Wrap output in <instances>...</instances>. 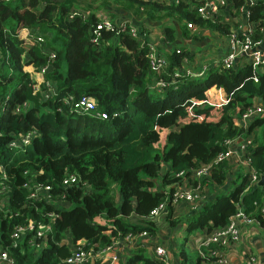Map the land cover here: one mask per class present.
Masks as SVG:
<instances>
[{"label":"trees","instance_id":"16d2710c","mask_svg":"<svg viewBox=\"0 0 264 264\" xmlns=\"http://www.w3.org/2000/svg\"><path fill=\"white\" fill-rule=\"evenodd\" d=\"M96 1L0 0V199L7 197L6 208L0 207V249H7L16 264H69L64 259L74 253L73 245L77 247L79 240L85 241L84 249L97 253L131 231L159 235L157 220L150 213L166 198L167 223L177 224L170 198L181 179L177 173L214 160L228 148L227 140L249 134L250 127L241 124L238 116L256 99L264 100V65L249 63L213 66L205 77L185 78L178 87L160 91L153 86L157 76H167L181 62V53L174 49L181 46L191 58L183 40L178 42L180 32L184 38H199L189 21L227 35L233 28L230 21L202 17L192 0H122V9H134L137 18L169 20L164 34L176 45L171 53L165 50L170 63L157 73L150 66L142 35L105 29L98 43L93 40L92 30L99 22L94 10L104 8L117 15L110 8L111 0H101L103 6ZM231 1L247 7V0ZM85 9L92 12L86 17L75 14ZM247 9L250 20L260 21L254 31L260 39L263 0ZM48 82L57 92L46 97ZM211 85L223 87L228 101L217 118L209 119L215 107L203 100L209 98L206 89ZM83 95L92 96L108 117L74 112L73 104ZM31 129L36 133L26 150L12 142ZM257 140L248 150L250 164L261 175L264 142ZM240 166L230 191L207 197L194 208L186 221L190 234L227 224L238 207L264 225L259 210L264 184H251L246 166ZM233 169L229 158L223 159L200 181L209 191L211 185H223ZM71 173L77 180L66 184ZM47 185V192L40 190ZM36 187L40 192L34 198ZM31 222L51 226L46 239H39L42 246L29 242L33 232L19 242L13 236L18 227ZM194 251L191 255L185 247L180 249L181 264L212 260L195 246ZM94 255L86 264H106L102 255ZM115 264L167 262L140 246Z\"/></svg>","mask_w":264,"mask_h":264},{"label":"built area","instance_id":"2783aa9c","mask_svg":"<svg viewBox=\"0 0 264 264\" xmlns=\"http://www.w3.org/2000/svg\"><path fill=\"white\" fill-rule=\"evenodd\" d=\"M179 1V0H176ZM192 6L196 7L197 11L202 15L204 18L212 17L215 18L219 16V14L225 9L226 12L232 16L231 20L233 22L241 20L242 15L244 14L247 19L250 20V11L247 7H237L231 0H192ZM203 1V3L197 2ZM251 3L254 4L258 0H250ZM250 3V4H251ZM264 3V0H263ZM249 5V4H248ZM96 15L99 17V22L97 23L96 27L92 30L93 34L96 37L93 38L94 41L97 43L100 41L102 36V31L105 29H121L128 31L133 36L142 35L145 38L143 44H147L148 52L147 56L149 58L150 66L153 70L157 73H161L164 69L169 65L170 60L166 55L165 49H162L159 44L155 43L153 38L151 37V29L145 28L142 29L136 22V24L131 23L130 19L127 17H115L111 15L107 10L104 8H100L94 10ZM92 12L91 9L85 10H76V13H81L85 17L88 16ZM74 14V15H75ZM264 20V19H263ZM252 21V20H251ZM260 21H253L250 26H248L245 30L240 31L238 28L234 27L231 30V33L228 34L230 38V45L229 50L225 53L222 59L217 62L216 64H212L209 67L204 65L201 69H198L199 66H194L191 64V58L183 54L182 47H177L176 50L178 53H181V62L179 64L174 65L172 71H168L167 76H157L154 87L158 90H163L166 87H178L180 82L189 77H203L206 75L208 70L211 66L218 67H233L238 64H254L259 68L264 65V49L261 48L260 44L262 43L261 39H256L254 37V31L257 29V25ZM189 28L192 30V33H199L201 32L202 28L198 24L193 21L188 22ZM238 27V26H237ZM261 27L260 29H263ZM168 47V44H166ZM46 67H43L45 70ZM167 71V70H165ZM217 86V85H214ZM219 87V86H217ZM222 90H225L223 87H219ZM56 88L53 86L51 82L47 83V89L45 92V96L48 97L56 93ZM70 100V98H69ZM72 100V99H71ZM73 101V100H72ZM195 103H200L201 101L197 100V98H193ZM205 101L206 105H213L210 102V98ZM228 101V98L225 102ZM224 102V103H225ZM223 103V104H224ZM222 104V105H223ZM222 105H219L220 108ZM215 108L212 110L214 111L217 109L216 105H213ZM73 111L78 114H91L97 117L106 118L108 117L107 111H101L98 109V104L96 100L89 95H83L80 99L73 104ZM210 115L207 117L212 119ZM259 117H264V100L256 99L252 105L247 107L239 116V121L244 126H247L254 120ZM33 130V132H32ZM36 133L34 129H31L25 133H21L18 137L13 139V143H18L20 146L26 145L29 143L32 136ZM253 142V138L250 136L247 137H239L227 140L228 148L221 152L214 160L208 162H202L192 170L186 172H179L177 176L181 177L175 185L174 189L170 195V199L172 203L177 204L181 200H186L194 203H198L201 200H204L208 197L209 192L207 191V185H205L202 180L203 178L207 177L211 173V169L213 168L214 164L223 160L228 159L232 155L237 154L239 152L247 151V154H239L238 162L245 165L247 168V172L249 171L250 183H257L258 180L261 178L256 171V169L250 164L251 163V156L249 155L248 146ZM240 143V150L237 149V145ZM239 151L235 153L236 151ZM77 180L75 174L71 173L68 177L64 180L66 184H71ZM197 180L196 184L195 181ZM249 188V187H247ZM40 190L47 192L49 190V186H40ZM38 187H36L35 191L31 194L34 198L38 197L40 192ZM42 193V192H41ZM1 200V199H0ZM262 203L260 206V211L264 213V195L261 199ZM258 203V202H256ZM168 206V198L162 201L158 206L153 208L150 213V218L155 219L156 217L160 216L164 212H166V208ZM1 207V206H0ZM52 217L54 216V212L51 213ZM255 224V225H254ZM259 225L264 230V225L261 224L260 220L255 217L253 213H247L243 207H238L237 211L231 215L230 221L220 227H216L211 230H205L203 233H198L193 236L194 243H192L197 251H199L203 257H206L207 260L212 258V260H208V264H229L228 259V252L230 249L233 248L234 245H237L243 237V234L248 232L253 226ZM51 226L39 224L38 226L31 222L27 226L18 227L13 236L17 238L18 242L21 238H24L29 233H32V236L29 238V242L32 245L42 246L41 242L39 241L40 238L46 239L47 230ZM148 236V237H147ZM144 237H147L146 239ZM152 235L146 231H138V232H129L125 235H122L121 240H117L112 244H109L103 247L100 251L95 253L93 250H86L84 249V240H79L76 242V245H73V254L67 256L64 260L65 262L72 264H86L89 257H93L96 255H102V259L106 264H115L117 260H121L118 251V245L121 241H126L128 246H135L136 247H147L150 254L154 257L160 258L165 260L167 264H171L169 251L167 247L163 244L158 243L155 240H152ZM213 243H217L219 247H211ZM78 248V249H77ZM207 250V251H206ZM248 263L249 264H260V259L249 253L248 256ZM0 264H16L15 257L5 248L0 249Z\"/></svg>","mask_w":264,"mask_h":264},{"label":"crops","instance_id":"0c3cea01","mask_svg":"<svg viewBox=\"0 0 264 264\" xmlns=\"http://www.w3.org/2000/svg\"><path fill=\"white\" fill-rule=\"evenodd\" d=\"M233 2V1H232ZM252 1L247 0V7L252 5L251 3ZM257 2V1H256ZM255 2V3H256ZM251 3V4H250ZM233 4H235L233 2ZM249 4V5H248ZM121 11V15L125 16V17H129L131 18L134 22L140 24V26L142 24H145L146 26L151 27V29L154 31L156 28H159L161 26L160 23H155L157 22V20H155V22H151V19L146 16L145 18H141L140 20H138L136 17H134L130 11H126L125 13L123 12V9H120ZM219 16L221 17V20L223 21H230L233 24V28L236 27L238 28L240 31L245 30L248 26L251 25V23H253V21L247 19L245 17V15L243 14L241 17V20L233 22L231 20V17L226 10L224 9ZM161 22V21H160ZM169 20L164 18V23H168ZM162 23V25L164 24ZM238 26V27H237ZM164 31H162L163 33ZM263 33V35L260 37V39L262 40V43L260 44L261 48L264 49V28L261 29V31ZM22 35L26 34V29H22L20 32ZM161 33V35H162ZM202 33V37L199 38L200 42H198L199 40L195 39V38H186V39H182L183 40V44L185 45V48H187L190 52V56L194 60L197 62V66L198 69H201L204 65H207V67H209L212 64H216L217 62H219L223 55L225 53H227V51L229 50V45H230V38L229 35L227 34H222L219 33L218 31L208 28V27H203L201 32ZM181 32L179 33L178 37H181ZM221 35V36H219ZM200 37V35H199ZM181 41V38L178 39V42ZM176 44L174 43H169L167 50L170 51V53L173 50V47ZM169 48V49H168ZM172 48V50H171ZM191 60V59H190ZM213 67V66H211ZM211 69V68H210ZM209 69V70H210ZM208 70V72H209ZM208 72L206 73V75L208 74ZM205 75V76H206ZM203 76V77H205ZM206 92L209 95L210 98V102L213 105H216L217 109H215L214 111L211 112V118H217L220 113H221V109L219 105H222L226 99H227V94L225 90H222L221 88L211 85L210 87H208L206 89ZM215 112V113H214ZM263 118L262 121H257V123H253V121L248 125V127H250V133L243 136L247 137L250 136L253 138L254 141H258V143L260 142H264V117H260ZM237 149L240 150V143H238ZM239 152L238 150L235 152L237 153ZM239 154H247L245 152H239L237 154L232 155L229 158V161L233 164L234 169L231 171V175L230 178L227 179V181L223 184H217V185H211L209 187V195L208 197L211 198L213 197L216 193H219L221 191L224 192H228L230 191L231 188H233L234 186V182L237 181L238 176L236 175V172L239 168H241L240 163L238 162L239 159ZM246 169L244 171V173H246ZM262 186V185H261ZM202 202V200H201ZM201 202L198 203H194V202H190V201H186V200H181L180 202H178L177 204L174 205V210L172 213V217H175V219L178 220L177 224L173 225V224H168L167 223V218H166V213L164 212L163 214H161L160 216L156 217L155 219L157 220V224L158 226L163 225V222L165 223V227L166 229H162L159 230V235H155L152 237V240L157 241L160 244H163L165 247H167V249L169 250V257H170V261L171 264H181V256L179 255V253H174V247L173 245L177 246L176 242L171 238L170 236V232L174 231L176 229L177 226H182V227H186V221L187 218H189L191 215H193L194 211H196L200 206ZM196 208V210L194 209ZM255 225V224H254ZM245 234H243L242 239L240 240V242L237 245H234L232 249L229 250L228 252V259H229V264H249L248 263V256L249 253L257 256L260 259V264H264V230L259 226H254ZM184 227V229H185ZM170 233V234H169ZM168 234V235H167ZM167 235V238H166ZM148 237V236H147ZM147 237H144L145 239ZM160 239H163V241L161 242ZM166 245H165V244ZM135 249V246H128L126 241H121L118 245V251H119V255L121 257V261L124 260L126 258V256L131 253L133 250Z\"/></svg>","mask_w":264,"mask_h":264},{"label":"rangeland","instance_id":"374dc122","mask_svg":"<svg viewBox=\"0 0 264 264\" xmlns=\"http://www.w3.org/2000/svg\"><path fill=\"white\" fill-rule=\"evenodd\" d=\"M103 1V0H102ZM96 2H99V4H100V6H103L104 4H103V2L101 3V0H97ZM110 2V5H112V6H110V8H112V10L117 14V15H115V17H124V16H122L121 14V11H120V8L122 9L123 7H122V0H118V4H115L114 3V0H111V1H109ZM117 7V8H116ZM105 10H107V9H105ZM132 10V12H131V14L134 16V17H138L139 15L137 14V12L134 10V9H131ZM109 12V11H108ZM123 12L125 13V10L123 9ZM144 14H146V13H144ZM143 15V14H142ZM146 16H148V15H143V16H141L142 18L144 17H146ZM141 17H139V18H137L138 20H140L141 19ZM149 17V16H148ZM161 21V22H160ZM151 22H155V20H151ZM155 23H160L161 24V26L159 27V28H156L154 31L151 29V27H150V29H151V37L153 38V40H154V42L155 43H157V44H159L160 45V47L162 48V49H165V47L167 48V46H166V44H169L170 42H168V40L166 39V36H165V34H164V32L162 33V31H164V24L162 25V23H164V19H157V22H155ZM138 24V23H137ZM139 26H140V24H138ZM141 26H143V28L145 29L146 28V25L145 24H142ZM140 26V27H141ZM161 33H162V35H161ZM195 34H197V35H200V37L199 38H201L202 36V33H195ZM219 36H221V35H219ZM179 38H181V39H186V38H184L183 36H181V37H179ZM199 38H197V40H199L198 42H200V41H202V40H200ZM194 57H195V55L193 56V59L191 58V64H193L194 66H197V62L194 60ZM186 78L188 79L189 78V76H186ZM184 80H182V82H183ZM179 86V85H178ZM212 112V111H211ZM215 113V112H214ZM115 114H117V113H115ZM81 115H86V114H81ZM89 115H91V114H89ZM92 116H94V115H92ZM94 117H97V116H94ZM98 118H101V119H103L102 117H98ZM32 132H33V130H32ZM27 145V144H26ZM26 145H23V146H21V148H23V149H25L26 148ZM26 150V149H25ZM23 151V150H22ZM234 187V186H233ZM0 206L2 207V208H6V206H7V197H5V198H2L1 200H0ZM167 227V226H166ZM166 227H165V223L163 222V225H161V226H159V230H162V229H166ZM185 227V226H184ZM184 227H182V226H177L176 227V229L174 230V231H171L169 234H170V236H171V238L176 242V244H177V246H175V245H173V247H174V253H179V251H180V249H182L183 247H185L186 249H187V252L189 253V254H191V255H194V253H196L195 251H194V245L192 244V241H193V233H196V231H193V233H191L190 234V232H188L187 231V226L185 227V229H184ZM69 235V234H68ZM168 235V234H167ZM167 235H166V238H167ZM159 240L162 242L163 241V239H160L159 238ZM165 244V243H164ZM166 245V244H165ZM145 248V250L150 254V252H149V250L147 249V247H144ZM169 251V250H168Z\"/></svg>","mask_w":264,"mask_h":264},{"label":"water","instance_id":"95a60500","mask_svg":"<svg viewBox=\"0 0 264 264\" xmlns=\"http://www.w3.org/2000/svg\"><path fill=\"white\" fill-rule=\"evenodd\" d=\"M264 184V173L261 174V178L258 180V182L256 183V185H263Z\"/></svg>","mask_w":264,"mask_h":264}]
</instances>
